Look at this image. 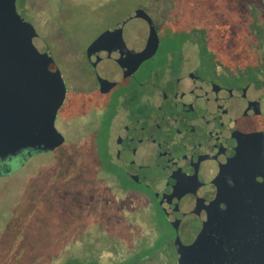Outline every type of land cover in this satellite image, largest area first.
<instances>
[{
  "label": "flooded vegetation",
  "instance_id": "flooded-vegetation-1",
  "mask_svg": "<svg viewBox=\"0 0 264 264\" xmlns=\"http://www.w3.org/2000/svg\"><path fill=\"white\" fill-rule=\"evenodd\" d=\"M84 2L67 28L43 12L44 0H0V62L20 57L41 78L48 99L59 103L54 125L64 141L33 157L59 150L61 171L75 173V182L92 191L87 199L95 197L90 208L64 209V237L75 226L69 218L75 212L81 248L134 242V252L121 258L126 261L170 243L177 264L175 231L159 200L185 203L233 171L264 164V31L215 26L169 32L165 22H143L141 8L131 15L127 0L104 1L102 7L116 8L91 22L84 15L94 6ZM157 38L155 54L124 74L122 64L134 56L118 52L132 44L151 46ZM256 41L261 48L250 49ZM12 168L3 164L0 178ZM258 196L264 198V187ZM98 200L112 208L99 207ZM109 210V223H100ZM257 210L260 234L249 264H264V200ZM143 213L153 223L143 222ZM115 225L130 227L134 237L114 235ZM110 252L109 260L120 257L118 250Z\"/></svg>",
  "mask_w": 264,
  "mask_h": 264
},
{
  "label": "water",
  "instance_id": "water-1",
  "mask_svg": "<svg viewBox=\"0 0 264 264\" xmlns=\"http://www.w3.org/2000/svg\"><path fill=\"white\" fill-rule=\"evenodd\" d=\"M158 45L157 38L151 46L132 44L119 51L117 56L124 51L134 56L122 64L124 74L152 57ZM32 73L20 57L0 62V174L3 164L17 170L29 157L51 152L64 141L54 125L59 103L48 99L41 78ZM262 187L264 164L233 171L185 203L159 200L175 231L177 264H249L260 234L256 224Z\"/></svg>",
  "mask_w": 264,
  "mask_h": 264
},
{
  "label": "rangeland",
  "instance_id": "rangeland-1",
  "mask_svg": "<svg viewBox=\"0 0 264 264\" xmlns=\"http://www.w3.org/2000/svg\"><path fill=\"white\" fill-rule=\"evenodd\" d=\"M84 1L92 2L91 5L94 7L90 8L89 11H95L91 15L85 14L84 17L89 16L90 18L86 19H88V21L91 20V22H95L97 20L95 18L101 16V11L103 10L101 5L106 0H44L45 3L44 6H42V10L49 16L56 18L58 22L57 25L68 28L70 20H72L74 17H78L79 7L85 3ZM127 1L129 3L131 2V0ZM191 1L189 0L187 4H182V6L186 7L180 11L183 12L186 10L188 17H185L183 20L181 19L182 22L178 23L176 20H172V17L168 16V13L172 10V5L175 7L179 5H175L171 2V0H136L133 2L135 7L132 9L133 12L131 15L136 16L134 10L141 8L145 11V17H142L141 20L147 24L153 23L154 21L156 25L161 26L165 22L170 29H186V24L188 23L187 21H191L192 14L194 12H198V16H202L203 8L200 7L214 4L213 2H210V0H204L199 2L201 6L198 8V11L195 9L196 11L194 10L193 12L191 9ZM175 9L176 8H173V11H175ZM84 20L85 19H83V21ZM245 22L247 25L245 26V30L243 28L238 30L235 27H226V32H250L252 34L253 32H257L258 29L264 31V1L262 5L257 10H255V12L252 14V17H249ZM251 37L254 36L249 35L245 38L252 40ZM259 37L264 38V34ZM248 47L250 49L261 48L259 41H256L255 44L253 42ZM62 165L63 160L60 156V151L58 150L55 154L51 155H37L35 157L31 156L21 165L20 168L14 172H11V174L8 176L0 178V216L11 221L9 235H13L14 233L21 235L23 227H27L29 231L28 233L31 234V239L24 237L23 241L34 242L44 249L48 248L49 252L50 249L55 247V245H59L68 251L76 250V253L79 252L80 256H82L84 255L85 249L81 248L77 241L82 230L80 226H76V223H78L77 220L79 221L78 216L74 214L75 212H72L73 216H69L72 224L74 222L75 226L71 228V231L68 233V237H64L63 213L65 208H90L92 207V203H94L92 200H94L95 197H92V200L87 199L91 196V189H87V184H81L80 182L76 183L75 173H63L61 171ZM73 170H75V168H73ZM78 175L80 176L82 174L79 173ZM72 180L74 182H72ZM86 201H88V203ZM98 203L99 207L104 204L106 208H112V205L110 203L108 204L106 201L98 200ZM29 215H31L30 221L28 220V222H26L23 226V223L28 219ZM39 215L43 216L44 218H50L54 216L56 221H43L38 224L36 219L39 217ZM111 215L112 210L111 212L109 210L108 212H105V214H100V223H109V218ZM141 217L143 222L148 224L153 223V217H151L150 214L143 213ZM136 219L138 220L137 217ZM137 224L141 225V222H137ZM114 229V235L118 234L122 238L134 237V234H132L134 233V230H131V228L128 226L121 228L119 225H115ZM141 229L144 231L142 226L140 230ZM56 230L59 231L57 237L42 239L39 236L40 234L42 235L43 233ZM133 243L134 242H129V247H120L121 245H117V243H115L117 246L116 248L101 243V245L98 244L90 250L94 249L98 252L101 249L102 252L100 253V258L102 263L111 264L109 257L112 256V253L110 250H118L120 255L119 258L121 259L122 256L129 255L134 252V248L131 247ZM49 256L50 259L53 257L52 254H49ZM45 257L48 258L47 255ZM8 258L9 256H3L4 260H8ZM36 259V255L32 254L30 257L24 259V262L29 260L31 263H37ZM130 264H176V259L175 255L173 254L171 244L165 243L158 251L144 257L141 260L135 259L134 261L130 262Z\"/></svg>",
  "mask_w": 264,
  "mask_h": 264
},
{
  "label": "trees",
  "instance_id": "trees-1",
  "mask_svg": "<svg viewBox=\"0 0 264 264\" xmlns=\"http://www.w3.org/2000/svg\"><path fill=\"white\" fill-rule=\"evenodd\" d=\"M134 1L136 0H131L126 9L132 10L135 7L133 5ZM202 1L204 0L191 1V9L193 12L195 9L198 11V8L201 6L199 2ZM263 1L264 0H210V2H213L214 4L200 7L203 8L202 16H198V12H192L193 14L191 21H187L188 23L186 24V29L169 28L167 31L208 32L214 30L213 28L215 26L232 27L239 25L240 28L238 30H241V28L245 30V26H247L245 21L249 17H252V14L262 5ZM185 7L186 6H182V4H179L176 7L172 5V10L168 13V16L172 17V20H176L177 23L182 22L181 19L183 20L185 17H188L186 10H184L183 12L180 11ZM115 8V6H109L103 7L102 9L106 10L108 15H111V10H114ZM173 8H176L175 11H173ZM30 219L31 215L28 216V219L23 223V226L26 222H28V220L30 221ZM43 221L55 222L56 219L54 218V216L50 218H44L40 215L36 219V222L38 224ZM10 228L11 221L0 216V264H103L100 258V253L102 252L101 249L98 252L94 249H92L93 252L90 249H86L84 255L80 256V253H76V250L68 251L63 249L59 245H55V247H53V249H50L49 252L48 248L44 249L34 242L23 241L24 237L30 238L31 236V234L28 233L29 231L27 227H23V230L21 229V235L15 233L13 235H9ZM58 234L59 231L56 230L48 233H43L42 235L40 234L39 236L40 238H52L57 237ZM163 244L164 243L158 244L155 247L144 248L142 256H149L150 254L158 251L160 248H162ZM32 254L36 255L37 263H31L29 260L27 262H24V259L30 257ZM49 254H52L53 256L51 259ZM46 255L48 256V258L45 257ZM3 256H9L8 260H4ZM134 260L135 259L131 258L129 259V261L127 260V262L122 261L119 257L110 259L111 264H130V262Z\"/></svg>",
  "mask_w": 264,
  "mask_h": 264
}]
</instances>
